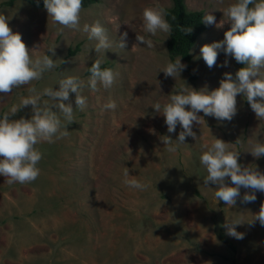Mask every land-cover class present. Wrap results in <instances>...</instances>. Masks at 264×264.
I'll return each instance as SVG.
<instances>
[{
  "label": "rangeland",
  "instance_id": "rangeland-1",
  "mask_svg": "<svg viewBox=\"0 0 264 264\" xmlns=\"http://www.w3.org/2000/svg\"><path fill=\"white\" fill-rule=\"evenodd\" d=\"M6 1L0 0V5ZM233 2L186 0L188 10L211 13L216 19L198 38L191 63L181 59L186 67L176 77L162 71L171 61L169 33L151 35L142 28L146 7L165 10L173 0H101L81 8L78 29L54 23L45 8L23 0L0 7L11 31L34 50L30 55L46 53L55 61L39 80L0 93V113L22 96L58 88V80L69 75L84 81L81 95L87 98L84 109H76L75 94L70 93L66 103H72L74 118L67 125L68 135L36 145L42 158L35 180L9 184L0 176V264H264V226L251 222L264 204V192L257 190L254 201L242 203V196L254 190L241 187L240 197L229 206L215 198L217 185L204 184L207 173L199 162L215 137L240 152L239 164L264 173V155L249 153L255 144L264 143V120L238 94L232 120L199 112L206 123L193 122L196 139L186 137V144L169 153L161 137L175 140L182 129L178 124L169 133L162 112L151 107L167 103L168 95L182 86L211 91L219 87L224 73L235 75V59L222 50L211 68L200 55L203 45L224 39L231 21L223 10ZM95 22L110 41V47L99 52L97 41L82 30ZM123 32L128 33L127 42L119 48ZM137 34L151 39L153 47L138 42ZM79 44L80 51L68 57ZM50 47L54 55L47 51ZM95 59L119 73L110 88L98 83L93 91L87 86V69ZM30 87L35 92L28 91ZM109 100L116 102L115 109L103 108ZM31 114L29 105L9 119ZM125 171L144 189L127 186ZM225 183L234 186L228 177ZM233 219L244 222L235 226L242 239L228 235L236 251L218 238L225 222Z\"/></svg>",
  "mask_w": 264,
  "mask_h": 264
},
{
  "label": "clouds",
  "instance_id": "clouds-1",
  "mask_svg": "<svg viewBox=\"0 0 264 264\" xmlns=\"http://www.w3.org/2000/svg\"><path fill=\"white\" fill-rule=\"evenodd\" d=\"M43 5L54 23L71 29L79 28L82 0H43ZM223 13L231 21L230 29L224 33L223 40L203 45L200 55L209 68L216 63L219 50L244 66L234 76L232 73H224L216 89L194 90L182 86L179 91L168 95L167 103L161 105L156 102L151 106L157 113L162 112L169 133L174 132L178 124L182 129L175 140L168 136L161 137L164 149L169 153H175L178 145L186 144V137L196 139L193 122L201 126L206 123L203 116L198 115L199 112L218 120H232L237 112L238 94L247 100L255 116L264 120V72H261L264 69V0H234ZM165 16L163 8L146 7L142 21L144 32L151 35L157 31L171 32L172 26ZM215 19L211 13L202 16L206 26L213 24ZM82 30L88 34L89 40L97 41V52L110 47L105 30L98 22L84 24ZM181 30L183 33L192 31L191 27H183ZM127 36V32L121 33L119 48L126 46ZM136 40L146 45V48L153 47V41L143 35L137 34ZM33 51L26 48L19 33L11 31L8 18L0 13V93H9L15 87L39 80L45 72L55 67V61L50 55H30ZM47 51L55 54L54 48L50 47ZM101 63L100 59H95L87 69L90 73L87 86L93 91L98 83L104 88H110L119 75L112 68H101ZM223 66H227V61ZM185 67L181 57H178L167 63L162 71L166 77H176ZM84 86V81L78 76H65L58 80V88L45 87L35 95L22 96L18 104L13 103L6 112L0 113V176L7 177V183L22 184L36 179L40 172L37 165L42 158L36 145L40 142L52 143L54 138L68 135L67 125L73 121L74 109L72 103L66 101H69L70 93H74L76 109L83 110L87 100L81 95ZM28 91L35 92V89L30 87ZM29 105L32 113L29 118L21 116L19 119H9ZM185 106H188L187 110ZM103 108L115 109L116 102L109 100ZM206 147L207 150L199 156V162L207 173L203 177L204 184L211 182L217 185L214 192L217 200L229 206L234 205L237 197H240L241 187L254 190L242 196V203L254 201L255 191L264 192V173L239 164L240 152L230 148V143L213 137L210 146ZM249 153L257 158L264 155V143L255 144ZM129 175L125 171L124 183L130 188L143 190L145 185L135 178L128 179ZM226 177L230 178L234 186L225 183ZM255 220L264 226V204L251 222ZM242 223L240 219L226 221L224 227L227 235L242 239L243 233L237 232L235 227Z\"/></svg>",
  "mask_w": 264,
  "mask_h": 264
},
{
  "label": "trees",
  "instance_id": "trees-1",
  "mask_svg": "<svg viewBox=\"0 0 264 264\" xmlns=\"http://www.w3.org/2000/svg\"><path fill=\"white\" fill-rule=\"evenodd\" d=\"M16 1L17 0H8L6 2H3L0 7H12L14 6V3ZM23 1L27 2L29 5L36 9H44L43 0ZM100 2L101 0H82L81 8H89ZM165 12V19L172 26L167 41V51L171 58V61H174L176 58L181 57L183 61L191 63V51L197 43L198 38L207 30V26L202 21V16L205 14L204 11H190L187 8L186 0H173L172 7L166 8ZM183 27H191V33H183V31L181 30ZM80 46L81 45L79 44L75 49H70L68 51V57L75 56L77 52L80 51ZM236 64L237 70L244 66L243 63L236 62ZM105 67L111 68L109 65L101 66V68ZM87 75H90L88 70ZM218 238L225 246L229 247L233 251H236L234 242L228 237L224 228H221L218 234ZM224 259L227 261L230 260L227 257H224Z\"/></svg>",
  "mask_w": 264,
  "mask_h": 264
}]
</instances>
